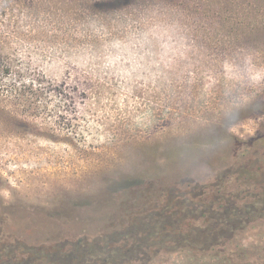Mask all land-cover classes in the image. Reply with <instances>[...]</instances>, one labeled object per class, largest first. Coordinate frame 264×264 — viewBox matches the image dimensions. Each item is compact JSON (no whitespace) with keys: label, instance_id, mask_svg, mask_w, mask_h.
I'll return each mask as SVG.
<instances>
[{"label":"rangeland","instance_id":"obj_1","mask_svg":"<svg viewBox=\"0 0 264 264\" xmlns=\"http://www.w3.org/2000/svg\"><path fill=\"white\" fill-rule=\"evenodd\" d=\"M42 1L0 28L43 76L26 116L29 99H0V220L9 215L5 228L26 243L1 245L0 264L25 263L54 242L49 233L64 254L80 237L119 231L124 202L151 205L159 190L132 199L128 189L180 172L206 193L219 183L221 205L235 194L245 209L189 221L225 234L206 262L264 264V207L252 204L264 200V0ZM35 256L30 264L48 263Z\"/></svg>","mask_w":264,"mask_h":264},{"label":"trees","instance_id":"obj_2","mask_svg":"<svg viewBox=\"0 0 264 264\" xmlns=\"http://www.w3.org/2000/svg\"><path fill=\"white\" fill-rule=\"evenodd\" d=\"M42 4V0H0V28L8 31L18 27L19 22L26 17V9L40 7ZM28 77L30 81L26 80ZM42 77L40 73H30L23 59L11 48L8 37L0 33V99L3 101L29 99L31 101L29 108L22 112V115L26 116L31 107L40 106L33 102L40 98ZM230 176L231 173L224 176V183L232 179ZM144 179L148 182L144 188L128 189L125 192L128 194L127 197L138 199L139 193L142 191L147 193L146 191H152V189L156 190H154L155 194L159 189L158 196L154 195L156 200L153 204L144 205L142 208L132 207L128 202H124L122 212H126L125 208L131 212L123 214L124 222L121 223L122 228L119 231L109 232L105 228L106 231L98 235L89 238L80 237L73 244L75 250L64 254H62L64 245L62 246L59 242V235L49 233L48 235H53L57 240L55 239L49 246L38 248L37 254L28 253L30 256L27 260L22 258L25 263L21 264H30V261L36 257L35 255H38L39 259L41 255L42 258L47 257V264H74L73 262L77 260L75 262L77 264H151L153 259L160 254H167L169 257L178 252L188 258L184 264H210L206 262V257H220L223 249L219 246L225 242L223 239L225 234L220 232L221 227L215 226L219 227L215 228L211 225L210 229L201 231L199 223L193 225L194 227L187 225L190 220L200 221L207 212L210 213L211 218L216 217V214L220 212L219 209H223L224 215L227 216L235 211L236 213L245 211V209L235 208V194L231 196L232 199L230 195L225 198L221 205L218 194L213 192L215 189L220 192L219 183L213 182L216 188L206 193V184H198L199 178L191 177L185 172L172 175L169 173L156 174ZM233 193H236L235 190ZM204 194L210 195L211 201L203 199ZM263 201L257 198L252 204H261L264 207ZM142 210H147V213L140 216ZM8 216L0 220V246L17 245L18 243L25 245V242L15 241L23 236L20 231L14 227H11L12 230L5 228L11 220ZM14 236L17 238L13 239ZM12 248L14 250L9 251L15 253L16 247ZM241 249L244 250L243 247ZM13 262L18 264L22 261Z\"/></svg>","mask_w":264,"mask_h":264}]
</instances>
